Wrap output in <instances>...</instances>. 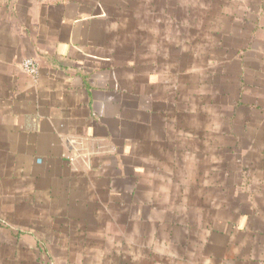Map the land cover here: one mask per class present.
Masks as SVG:
<instances>
[{
	"label": "crops",
	"instance_id": "crops-1",
	"mask_svg": "<svg viewBox=\"0 0 264 264\" xmlns=\"http://www.w3.org/2000/svg\"><path fill=\"white\" fill-rule=\"evenodd\" d=\"M0 264H264V0H0Z\"/></svg>",
	"mask_w": 264,
	"mask_h": 264
},
{
	"label": "built area",
	"instance_id": "built-area-1",
	"mask_svg": "<svg viewBox=\"0 0 264 264\" xmlns=\"http://www.w3.org/2000/svg\"><path fill=\"white\" fill-rule=\"evenodd\" d=\"M22 70L24 73L33 76V78H37L39 75V67L34 59H27L21 64Z\"/></svg>",
	"mask_w": 264,
	"mask_h": 264
},
{
	"label": "rangeland",
	"instance_id": "rangeland-1",
	"mask_svg": "<svg viewBox=\"0 0 264 264\" xmlns=\"http://www.w3.org/2000/svg\"><path fill=\"white\" fill-rule=\"evenodd\" d=\"M182 0H180V2H181ZM193 1V0H192ZM181 10L182 9H180L179 10V14H177V12H176V10H175V12H174V17H175V19H177L178 21L179 20H181L182 19V13H181ZM198 22L199 21H197L196 23H192L191 24V28H192V32L194 31V32H198L199 33V24H198ZM181 27V26H180ZM175 31H177V28H175ZM182 43V41L180 40V41H176V44H181ZM192 48H194L195 49V46L194 47H192ZM197 49V50H196ZM195 50L196 51H198L199 50V48L197 47ZM253 149H255V148H253ZM236 151V150H235ZM253 151H255V153H256V149L255 150H253Z\"/></svg>",
	"mask_w": 264,
	"mask_h": 264
}]
</instances>
